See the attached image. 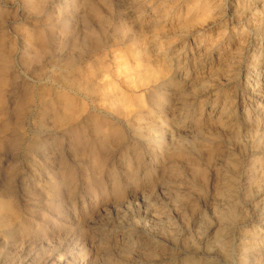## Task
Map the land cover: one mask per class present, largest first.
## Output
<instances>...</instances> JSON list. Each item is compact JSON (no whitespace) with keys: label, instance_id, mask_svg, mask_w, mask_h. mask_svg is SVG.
<instances>
[{"label":"rangeland","instance_id":"374dc122","mask_svg":"<svg viewBox=\"0 0 264 264\" xmlns=\"http://www.w3.org/2000/svg\"><path fill=\"white\" fill-rule=\"evenodd\" d=\"M78 1L0 0V264H264V0Z\"/></svg>","mask_w":264,"mask_h":264},{"label":"bare ground","instance_id":"6f19581e","mask_svg":"<svg viewBox=\"0 0 264 264\" xmlns=\"http://www.w3.org/2000/svg\"><path fill=\"white\" fill-rule=\"evenodd\" d=\"M80 1V0H79ZM78 1V2H79ZM91 4V3H90ZM94 10V9H93ZM94 14V12H92ZM104 18V17H102ZM34 30V29H33ZM32 30V31H33ZM27 32V31H26ZM83 32V31H82ZM24 33V32H23ZM37 33V32H36ZM81 33V31H80ZM82 34V33H81ZM39 36H37V34H31L30 36H25V34L23 35V50H22V54H25V52L30 49L29 52H38L37 50L39 49V45L37 44L36 40L39 39ZM83 36V35H82ZM82 36L80 35V38H82ZM22 38V36H21ZM133 39V38H132ZM135 39V38H134ZM136 41V40H134ZM83 43V41H82ZM81 44V43H80ZM85 44V43H84ZM87 44V43H86ZM2 45V44H1ZM3 46V45H2ZM42 46V45H41ZM80 46V45H79ZM5 47V46H4ZM74 47V46H73ZM76 47V46H75ZM45 48V47H44ZM3 49V48H2ZM2 49L0 48V84L3 82L5 73L7 71V64H6V55L4 54V52L2 51ZM4 50V49H3ZM28 52V51H27ZM28 54V53H27ZM41 54V53H40ZM26 55V54H25ZM37 55V54H36ZM30 56V54H29ZM71 56H73L71 54ZM74 57V56H73ZM81 57V56H80ZM22 58V57H21ZM37 58V57H36ZM72 58V57H70ZM73 59V58H72ZM90 60V59H89ZM70 62H72L70 59H66L63 61V63L60 64L59 68L57 69L55 78L56 80L59 82L62 80L63 81H70V83H68V85L74 84L78 87H85L88 91H96L93 90L90 81L92 79L98 78V77H104V73L105 71L102 72V70L99 69L98 67V62L97 64L91 66L90 69L88 70H84L80 69V66L76 67L73 71L71 69V72H68V70H63V69H67L70 65ZM92 62V60H91ZM77 63V62H76ZM73 64V63H72ZM75 64V63H74ZM82 64V63H81ZM97 65V66H96ZM100 65V63H99ZM98 67V68H97ZM71 68V65H70ZM53 71V70H52ZM70 71V70H69ZM84 80V82H82ZM96 80V79H95ZM94 80V81H95ZM56 82V83H58ZM92 82V81H91ZM61 83V84H62ZM3 84V83H2ZM49 85V84H48ZM54 85V84H53ZM64 85L66 86V84L64 83ZM63 85V86H64ZM73 85V86H74ZM54 86H46V87H41L39 88L36 92V100H37V106H38V113L36 114V116L40 118L44 117H50L52 120V124L53 126L56 127H60V126H64V125H69V123L72 121V115L73 113H75V109H80V106L78 105L79 103H77L78 101H76V98L70 94H67L65 92V90L63 91H53L52 88ZM61 87V86H60ZM68 87V86H67ZM66 88V87H65ZM69 88H71V86H69ZM76 88V87H75ZM84 89V88H83ZM61 90V89H60ZM79 90V89H78ZM1 92V91H0ZM90 92V93H91ZM116 92V91H114ZM94 94V92H93ZM113 96L115 95V97L118 96V94H114L112 92ZM127 98V96L124 95V97L120 96L116 98V101L118 103L125 101ZM112 100V97H111ZM0 102H1V97H0ZM2 105V104H1ZM83 107V106H82ZM81 107V109H82ZM116 111V110H115ZM139 113V112H138ZM121 115V114H120ZM126 116V115H124ZM49 118V120H50ZM42 120V119H41ZM40 122V120H39ZM51 122V121H50ZM104 126L105 125H98V124H93V128L95 130H98L99 135L102 140L104 142L108 141L111 134H117V131L115 129H110L109 133L106 132L104 130ZM76 137V136H75ZM10 207V205L8 204V202L4 201V200H0V211L1 210H7ZM1 213V212H0ZM5 213V212H4ZM8 213V212H7ZM5 215V214H4ZM5 219V218H3ZM2 219V220H3ZM0 221V224L4 223V221Z\"/></svg>","mask_w":264,"mask_h":264}]
</instances>
